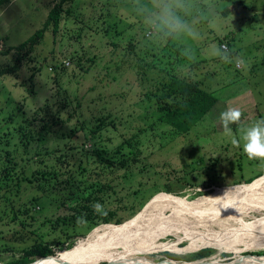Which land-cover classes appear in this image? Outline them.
<instances>
[{"label": "rangeland", "instance_id": "rangeland-1", "mask_svg": "<svg viewBox=\"0 0 264 264\" xmlns=\"http://www.w3.org/2000/svg\"><path fill=\"white\" fill-rule=\"evenodd\" d=\"M73 1L67 7L72 3L75 6L72 13H65L59 34L55 37L52 31L47 32L19 71L0 76L2 118L17 107L22 108L26 117L32 118L47 104L70 100L72 107L64 114L67 122L55 129L50 141L51 147L58 149L55 156L64 154L60 164L73 158V163L78 165L74 166L70 177L69 168L64 169L63 184L68 178L77 179L71 180L74 183L90 176L88 171L78 169L80 164L94 168L99 157L107 163L117 162L116 149L142 131L145 132L140 133L139 142H132L137 152H141L130 155L132 160L128 167L113 175L116 167L105 166L102 173L103 177L118 179L113 183L115 194L110 198L106 196L105 208L110 218L121 223L113 221L110 225L129 221L142 213L155 196L166 195L167 191L192 201L212 195L217 189L248 185L256 177L264 178V160L247 157L240 132L241 127L246 128L264 118V0H192L195 7L187 19L194 22L198 38L167 40L141 8V5H148V0ZM58 2L60 0H7L0 5V71L17 64V48L44 26ZM108 30L110 33L106 34ZM221 42L229 47L230 62L212 54L213 46L221 47ZM185 49L190 50L194 59L184 55ZM237 58L242 59L243 64L238 66ZM160 69L181 77H201L204 88L219 100L207 117L185 136L172 137L169 128L152 127L154 108L149 107L148 96L164 81L165 73ZM227 108H238L242 112L240 122L230 125L240 147L233 146V137L224 133L220 113ZM56 111L54 107L53 112ZM99 119L106 121L100 133L102 154L91 159L86 157L83 148L93 150L90 133L99 127ZM34 156L33 151L30 157ZM93 175L95 178L96 174ZM28 188L26 190L23 183L21 186L11 183L0 191V196L4 197L0 198V264L21 259L23 249L43 235L45 240L52 241L60 234L69 236L70 239L59 240L72 245L64 252L75 248L97 228L109 225L93 226L90 224L96 220L88 218L80 223L65 221L70 214L76 215L77 204L81 201L75 200L78 198L76 187L71 193L73 209L69 201L62 206L54 202L55 194L41 197V193L32 191L34 188ZM62 195L59 198L62 199ZM33 197H41L42 202H32ZM33 203L40 206L28 213ZM12 208L17 221L12 218ZM252 218L264 221V212H254L247 220ZM205 226L207 229L191 227L194 231L186 232L206 236L209 230L221 232L215 216ZM48 233H52L50 238ZM165 240L168 244L179 245L183 254L171 253L178 251V247L143 253H155L147 257L162 264L185 261L174 259L168 253L185 257L204 249H214L212 256L219 262L235 263L236 258L253 254L264 256V250L249 251L247 248V252L240 254L221 253L198 239L178 242L177 237L171 235ZM193 249L197 250L190 252ZM39 260L41 258L31 263Z\"/></svg>", "mask_w": 264, "mask_h": 264}, {"label": "trees", "instance_id": "trees-1", "mask_svg": "<svg viewBox=\"0 0 264 264\" xmlns=\"http://www.w3.org/2000/svg\"><path fill=\"white\" fill-rule=\"evenodd\" d=\"M71 1L73 0H60V2L53 7L44 26L17 48V52H19L16 61L17 64L14 67L1 70L0 76L14 74L19 71L21 64H23L27 56L35 52L36 48L45 38L47 32L52 31L55 37L59 34L65 13H72L71 9L75 6V3H72V6L69 7L70 10H68L69 8L67 6ZM5 2H7V0H0V5ZM110 27L112 28V25H110ZM109 33L110 30H108L106 34ZM222 43L223 42H221V47L224 45ZM228 50L229 47L227 46L226 51ZM24 51L25 53H22ZM54 66L58 67V64H54ZM64 66L65 65H63L62 68H64ZM194 66L195 64H193V67ZM160 70L165 73V76L162 78L164 81H162L161 85L157 87L151 96H148L150 98L148 99L149 107L152 106V108H154L153 115L155 122L152 127L155 129L158 125L159 127H167L170 129L169 132H171L172 137L185 136L207 117L219 100L213 92L204 88V84L201 82V77L197 76V79L190 75L188 76L191 78L188 76L181 77L166 71V69ZM69 101L70 100H65L63 102L60 101L57 104H47L45 107L40 108L35 113L36 116L32 118L26 117V114H23L22 108L19 107H17L12 114L3 118L1 116L2 112H0V122H2V124H0V191L11 183L17 184V186H21L23 183L26 185V190L29 189L28 187H32L34 188L32 191L42 194L41 197H52V195L55 194L57 197L54 199L52 198V200L54 202H59L60 206L69 201L72 204L73 209L74 199L71 193L75 191L73 188L76 187L78 188V198L75 200L78 202L80 199L81 201L77 204L78 208L76 209V215L72 216L70 214L65 217V221L67 220V222H69L68 220L70 219L77 222L79 218L80 220L88 218L92 219V221L96 220L90 224L93 226H98L101 223L109 224L113 221L116 222V220L110 218L109 213H107L105 202L106 196L110 198L111 195L115 194L113 183L118 179L117 177H103L102 173H104L105 166L116 167L113 169V175L121 168L128 167L129 162L132 160L130 159V155L133 154L135 156L136 153L141 152H137L132 142L135 141L138 143L140 133L145 131L126 139V141L116 149V157L119 158L117 162L114 161L107 163L105 159L99 157V159L94 162V168L92 165L88 168L89 165L84 166L83 164H80L78 169L83 170L84 172L88 171L90 176L84 181L74 183H71V180L77 181V179L68 178L66 184H63L62 172H64V169L69 168L68 177H70L72 176L71 172H73L74 166L78 165L75 162L73 163V158L66 160L65 164L63 163L65 167L63 164H60L64 159V154L62 153L60 156H55L58 149L53 148V146L51 147L50 141L53 138L55 129L62 127L63 124L67 122L64 119V114L72 107ZM54 107L57 108L56 112H53ZM98 122L99 127L92 129L90 133V141H94V145L92 146L93 150L83 148L86 157L91 159L102 154L100 133L102 132L103 127L106 126V121L99 119ZM112 125H114V123H112ZM75 132L76 131H74V133ZM65 146L71 149L75 148L73 146ZM33 151L35 156L32 158L30 157V154ZM53 161L57 162L52 163ZM94 173L96 174L95 178L93 175ZM252 180L253 179L249 181L247 180V183ZM62 193L66 194L62 195ZM136 193L132 195L133 198ZM167 193L169 194L170 191H167ZM16 195L17 197H20L18 192ZM61 195L62 199L59 198ZM41 197H33L31 198V201H37L40 203L42 202ZM63 197L65 200H63ZM0 198L2 199L4 197L0 196ZM38 203H33V207L27 209L28 213H31V210L35 212L37 206H40ZM97 203L103 206L102 212H96L94 210L93 205ZM124 206L126 205H123L122 207ZM12 209L14 214V208ZM12 218L14 221H17L15 214ZM116 223L120 224L121 221ZM62 232L64 233V231ZM51 236L52 233L47 234L48 238ZM62 239L70 238L66 234H60L52 241L45 240L43 235L39 241L36 240L34 243L26 246L23 249L22 258L19 260L17 259V261L15 260L11 264H28L36 259L47 256L58 255V257H60L67 251L62 252L63 250L72 246L69 244L66 245V241L59 242V240ZM79 244L80 242L77 246ZM56 251L62 253L57 254ZM214 253V249H204L197 253L186 255L185 257L169 253L167 255L174 259L185 260L181 262H194L209 258ZM252 257H259V255L253 254ZM55 260L56 259L52 257H48L37 261L36 264H44Z\"/></svg>", "mask_w": 264, "mask_h": 264}, {"label": "bare ground", "instance_id": "bare-ground-1", "mask_svg": "<svg viewBox=\"0 0 264 264\" xmlns=\"http://www.w3.org/2000/svg\"><path fill=\"white\" fill-rule=\"evenodd\" d=\"M255 180L248 185L217 189L212 195L192 201L168 193L157 198L155 196L142 213L134 218L122 225L109 224L97 228L87 239L80 241L76 248L64 252L60 256L62 259L58 258L44 264H162L148 258L155 253L143 252L158 248L160 250L164 247L172 249L178 247V251L171 253L183 254L179 245L166 243L165 238L171 235L176 236L178 242L198 239L205 242L207 247L219 249L221 253L240 254L247 252L246 248L249 251H262L264 221L257 218L247 220L254 212H264V178ZM214 216L220 231L225 233L209 230L206 236L186 232L191 231V227L207 229L208 226L205 225ZM219 219L221 222H218ZM243 228L248 229L243 230ZM236 259L235 263L229 264H264V256ZM171 263L225 264L228 262H219L213 257L194 262L172 261Z\"/></svg>", "mask_w": 264, "mask_h": 264}, {"label": "clouds", "instance_id": "clouds-1", "mask_svg": "<svg viewBox=\"0 0 264 264\" xmlns=\"http://www.w3.org/2000/svg\"><path fill=\"white\" fill-rule=\"evenodd\" d=\"M195 7L192 0H148V5H141L143 12L155 29L162 34V38L167 40L177 38L197 39L199 34L194 27V22L187 19ZM212 54L230 62L226 48L213 46ZM184 55L189 59H194L189 49L184 50ZM237 65L243 64V60L236 59ZM242 112L238 108H227L220 113V121L223 125L224 133L233 137L231 143L235 147H240V141L235 138L230 128L231 124H238L241 120ZM241 139L243 140V152L251 159L264 160V118L256 120L251 126L241 127ZM96 212H102L103 206L99 203L93 205ZM83 222L78 219V223Z\"/></svg>", "mask_w": 264, "mask_h": 264}, {"label": "water", "instance_id": "water-1", "mask_svg": "<svg viewBox=\"0 0 264 264\" xmlns=\"http://www.w3.org/2000/svg\"><path fill=\"white\" fill-rule=\"evenodd\" d=\"M60 253H62V252H59V254ZM245 253V252H244ZM48 257H52V258H54V259H62L61 257H58V255H56V256H47V257H43V258H41V259H44V258H48ZM212 257H214V256H212ZM197 261H199V260H197ZM31 264H36V262L35 263H31ZM225 264H229V263H225Z\"/></svg>", "mask_w": 264, "mask_h": 264}, {"label": "built area", "instance_id": "built-area-1", "mask_svg": "<svg viewBox=\"0 0 264 264\" xmlns=\"http://www.w3.org/2000/svg\"><path fill=\"white\" fill-rule=\"evenodd\" d=\"M223 47H224V48H227V46H226V45H223Z\"/></svg>", "mask_w": 264, "mask_h": 264}]
</instances>
